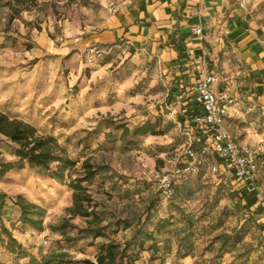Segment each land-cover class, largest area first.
Returning <instances> with one entry per match:
<instances>
[{
	"label": "rangeland",
	"instance_id": "obj_1",
	"mask_svg": "<svg viewBox=\"0 0 264 264\" xmlns=\"http://www.w3.org/2000/svg\"><path fill=\"white\" fill-rule=\"evenodd\" d=\"M113 1L124 0H0V111L56 136L78 161L73 177L81 173L86 158L98 165L96 179L85 184L92 194L91 209L107 233L94 239L86 230L87 218L70 212L73 188L67 182L28 166L14 168L0 175V191L8 194L0 218V264H27L54 250L67 251L69 264H81L84 258L95 259L103 242L124 245L137 222L147 217L150 229L162 217L172 220L158 236L167 264H264V159L258 195L243 193L230 173L214 174L211 164L218 160L208 156L197 174L177 183L173 198H161L155 173L181 157L191 141L168 102L167 86L153 73L122 63L125 54L119 51L94 63L88 62L83 48H73L62 60L57 57L53 49L99 25ZM261 11L264 16V5ZM147 120H157L162 133L131 135L134 142L127 143L121 138L122 129L115 128L124 123L133 129ZM259 132L264 133V127ZM260 144L264 148V139ZM15 147L0 134V166L17 159ZM241 192L260 202L251 208L241 204L237 196ZM19 194L46 209L45 230L20 221L21 210L14 202ZM130 221L133 224L127 227ZM3 226L27 249L26 255L18 257L4 247ZM188 232V240L182 242ZM226 233L231 238L222 245L219 235ZM165 240L170 241V253L165 252ZM134 248L130 251L135 254ZM151 254L147 248L141 250L137 264H150Z\"/></svg>",
	"mask_w": 264,
	"mask_h": 264
},
{
	"label": "crops",
	"instance_id": "obj_2",
	"mask_svg": "<svg viewBox=\"0 0 264 264\" xmlns=\"http://www.w3.org/2000/svg\"><path fill=\"white\" fill-rule=\"evenodd\" d=\"M263 5L264 0H124L116 12L109 6L105 19L86 35L53 50L61 60L87 42L124 53L122 63L137 65L164 82L168 102L198 147L204 134L194 123L199 112L196 86L205 71L214 73L219 89L241 101L227 116L229 129L238 141L260 144L264 139L259 132L264 127ZM197 26L202 34L194 32ZM240 190L250 193L244 183ZM251 197L255 205L260 202L255 195H246Z\"/></svg>",
	"mask_w": 264,
	"mask_h": 264
},
{
	"label": "trees",
	"instance_id": "obj_3",
	"mask_svg": "<svg viewBox=\"0 0 264 264\" xmlns=\"http://www.w3.org/2000/svg\"><path fill=\"white\" fill-rule=\"evenodd\" d=\"M19 11L20 10H18V12ZM115 128L122 129L121 138L127 143L134 142V139L129 138L131 135L144 136L147 134L158 135L162 133L160 123L157 120H147L135 126L133 129L124 123L117 124ZM0 134L10 138L11 141L15 143L14 155L17 157L16 160H10L1 164V176L14 168L22 169L28 166L32 170L48 175L60 182H67L73 188V204L69 209L70 212L73 215H80L87 218L88 225L86 230L94 239L107 236V233L104 231L105 226L101 225L103 220L91 209L93 201L92 194L85 184L93 182L98 175L99 167L95 162L90 158H86L81 166V173L73 177L72 172L76 169L78 161L69 156L68 150L60 144L56 136L52 134H42L33 123L22 118L12 117L3 111H0ZM208 156L213 157L212 155H204L201 157V163L196 173H188L175 183L174 193L171 198H173L176 193L177 183L182 179L184 180L197 174L203 164V159ZM263 159L264 154L260 160V165ZM234 179L238 184H243L240 179L235 177ZM159 194L161 198L168 199L161 195L160 191ZM237 196H239L241 204H246L250 208L252 204L255 203L252 197L247 199L246 194L242 192L237 194ZM7 197V193L0 191V218H2ZM14 202L20 207L21 213L19 219L23 224L29 225L39 231L45 230L44 220L46 209L42 205L29 200L22 194L17 195ZM154 205L155 201L148 206L149 210H151ZM149 220H151V218L149 217L148 219L147 217V221H141V223L138 221L133 237L126 241L124 245L115 240L103 242L100 245V250L96 258H84L81 264H137L136 254H139L141 250H145L146 248L152 252L150 264H167L166 257L160 254L161 247L158 236L167 231V228L172 224V220L170 217H162L155 223L153 229L147 227V222ZM188 221L189 225H192L193 221L190 215H188ZM132 224L133 223L130 221L126 223V226L130 227ZM3 230H5L7 235V240L3 243L4 247L10 252L17 254L18 257L26 255L27 249L17 237H15L13 232L7 229L6 226H3ZM63 234L69 241L74 239L70 237L65 230ZM219 236L222 238V245H226L231 238V235L228 233ZM236 237L238 241H241L242 234L240 231L236 232ZM188 238L189 232L182 237L181 241L188 240ZM131 246L135 247V254L130 251ZM136 248H138V250H136ZM164 249L166 253L171 252L169 240H165ZM68 256L69 253L67 251L54 250L41 260L33 257L27 264H69L71 260Z\"/></svg>",
	"mask_w": 264,
	"mask_h": 264
},
{
	"label": "built area",
	"instance_id": "obj_4",
	"mask_svg": "<svg viewBox=\"0 0 264 264\" xmlns=\"http://www.w3.org/2000/svg\"><path fill=\"white\" fill-rule=\"evenodd\" d=\"M123 5V1H113L110 10L116 12ZM202 27L197 26L194 32L202 34ZM83 51L89 63H94L99 57L111 52L106 48L90 42L85 43ZM218 75L205 71L196 86L195 100L199 112L194 116V123L204 134L201 147H195V141L186 145L184 151L176 161L171 162L154 175L161 195L171 198L175 183L188 173H196L201 157L215 156L218 162L211 164L214 174L231 171L233 176L240 179L251 193L260 192V160L264 148L260 144H249L238 141L227 125V116L233 107L241 105L238 98L232 97L227 90L218 87ZM184 126L183 122H179ZM186 134L191 136L190 131ZM264 204V199L262 201Z\"/></svg>",
	"mask_w": 264,
	"mask_h": 264
}]
</instances>
